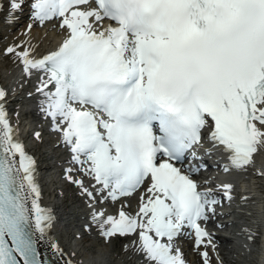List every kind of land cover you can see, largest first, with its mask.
<instances>
[{
	"label": "snow or ice",
	"instance_id": "1",
	"mask_svg": "<svg viewBox=\"0 0 264 264\" xmlns=\"http://www.w3.org/2000/svg\"><path fill=\"white\" fill-rule=\"evenodd\" d=\"M26 2L8 0V23ZM30 9L26 35L58 20L64 38L46 53L23 41L0 54L21 68V88L36 81L27 95L69 154L64 179L88 210L84 231L128 240L141 264H188L176 240L191 230L200 264H211L206 225L223 216L233 185H218L222 198L201 190L199 149L206 139V155L224 153L225 173L264 150V0H32ZM14 91L0 87V264H42L45 241L67 254L51 239L58 218L42 205L39 162L7 111ZM122 200L116 215L102 207Z\"/></svg>",
	"mask_w": 264,
	"mask_h": 264
},
{
	"label": "bare ground",
	"instance_id": "2",
	"mask_svg": "<svg viewBox=\"0 0 264 264\" xmlns=\"http://www.w3.org/2000/svg\"><path fill=\"white\" fill-rule=\"evenodd\" d=\"M31 2L32 0H27L24 5L23 11L15 13L12 22L8 23V12L10 11L8 0H0V4L3 5V11H0V53H2L3 48L8 46L9 44L20 43L23 41H31V43L33 44L34 40H36V29L34 26L39 24L38 22L34 24L29 34H25L27 26L32 23L30 19ZM85 7L86 6L83 5L81 6V8ZM58 23L59 22L50 21L46 22L43 26V29L49 30V33L47 37H44L42 39L40 37L38 38L39 45L37 46L39 47V51L41 53L55 50V48L64 38L63 30L58 27ZM103 27H107V23H104ZM53 34H56L54 40H52ZM40 35L42 37L44 36L42 31ZM40 39L41 41H39ZM2 55L3 54H0V87L8 89L7 77L10 72L17 70L18 66L16 63H12L9 67L5 66L1 59V57H3ZM2 68H4L5 71H3ZM20 72L21 68L19 67V70L12 74V81L20 80V76L22 74V72ZM32 81L33 86H30V88H28L30 92L35 91L34 82L36 83V81L35 79H33ZM11 89L15 90V87H12ZM24 93L25 88H22L20 92L19 90H15L10 95V102L7 105V111L9 112L8 114L11 122L13 124H17L18 122L20 138L25 142L27 150L38 160L39 169H44L49 166V169L47 170L48 172L52 173L51 175L53 181L47 188H43V184L40 182L41 179L39 178V183L43 191L42 205L55 209L58 221L51 231V239L59 244V246L64 250L67 256L62 257L57 254L55 250L50 246V243L48 241H45L44 243H41L39 245L40 253L42 255L48 254L49 256H51L55 264H64L65 259H67L68 256H71V254L73 253L75 254L73 259L75 260L76 264H105V260L107 259L106 257L96 256V254H93V256H84L82 255L81 249L77 247L73 248L72 246L73 243H76L75 246L82 245L81 243L74 242V237L72 236L73 231L71 229L76 228V226H79V224H82L81 226H84L86 224L87 221L82 216L80 210V208L82 209L86 206H82V203L80 204V202H78L77 200L69 198L70 195L72 196L73 194H77V190L75 187H73L72 185L68 188L64 186L63 189H60L58 187V181L64 177V173L61 168L68 167L67 160L69 159V154L67 153V151L62 147H57V143L59 140L58 135L53 132L56 136V141L51 144L50 148L48 146H42L41 144L34 147H28L27 140L24 138L22 133L24 132L23 130H27L30 125L27 122L25 123L23 118L16 119L17 117H15V115H11L12 117L10 116V113L15 112L14 109H11V111L8 110L11 104H15L17 102L20 103V101H22L26 97V95L23 96ZM36 98L37 100H39L38 97ZM37 100L29 99L28 104L34 106H36V104L39 105V102ZM35 101H37V103ZM28 108L31 107L29 106ZM43 123H45V125L50 124L51 127V122H49L48 119H45L40 124L43 125ZM220 158L226 160L225 154L221 151ZM53 162H56V166L51 165V163ZM46 163L47 165H45ZM261 173H264V150H258V152L253 155V163L251 165L246 166V168L244 169L231 170V177L223 180L224 183H230L233 186L235 185L232 191L234 192V199L236 201H239L240 206L232 205L230 206V208L233 211H238L237 214L232 215L238 221L236 223V227H234L231 231H228L229 238H227V240H222L218 237H215L214 240L216 239L218 242H220V245L225 243V241H233L234 247L236 249V254H234V256L239 257V259L243 261L244 264H253L252 261H254V257H257L256 264H264V176H262ZM237 182L238 184L236 186ZM207 186L208 188H210V186L213 187L212 184H207ZM59 193H63L65 199H60L62 195H60ZM139 195L140 193L137 192L132 197H130L134 204L132 207L127 209V211L133 214L138 211ZM255 197H257V199L259 197V199L257 201H252ZM122 203H124L123 200L119 204V209ZM221 209L227 210L228 206L217 207L216 210ZM85 213L88 214V210H86ZM87 219H89V217ZM76 220L80 221L81 223L75 226L74 223H76ZM206 228L209 232L213 231V229H216L215 226H210L209 224L206 225ZM95 232L96 230H92V233L94 235H98L95 234ZM260 233L262 234L261 238L259 235ZM249 235L252 236L251 240L249 239ZM258 238H260V243L262 246H260V248H255L252 245V240H257ZM125 241L126 244L129 243L128 240ZM176 242H178L177 246L182 250L186 260V256L189 252H191L190 254H193L194 259L192 258L187 260L188 264H194V262H192L191 260H195V262L200 261V256L193 248L194 236L191 230H186ZM86 243L89 244L88 247L93 246L92 241L87 240ZM221 247L222 245L218 247V249L220 250L217 249V251H215L224 255L234 253L232 249H229L231 251L230 253L228 249ZM210 248L212 247L209 246L206 250L208 251ZM102 253L107 254L106 252ZM114 261L115 262L113 264H141V257H139L132 251H125L124 247H122L121 249L119 248L118 254L115 256ZM230 261L235 262L234 260Z\"/></svg>",
	"mask_w": 264,
	"mask_h": 264
},
{
	"label": "rangeland",
	"instance_id": "3",
	"mask_svg": "<svg viewBox=\"0 0 264 264\" xmlns=\"http://www.w3.org/2000/svg\"><path fill=\"white\" fill-rule=\"evenodd\" d=\"M37 25L34 26L35 29H36L35 30V33H36V37L37 38H36V40H34L33 45H39L38 38L40 37L42 39L44 37H47V35L49 33V30L43 29V26L45 24L43 26H41L40 24H37ZM41 31H42V33L44 35L43 37L40 35L41 34ZM55 36H56V34H53L52 40L55 39ZM41 39L39 41H41ZM2 56L3 57H1V59H2V62H3V64L5 66L9 67L12 63H14L11 57L5 56V55H2ZM2 70L5 71L4 68H2ZM27 105H29V104H27ZM51 137L54 138L55 135H53V136H50L49 135L48 138H51ZM31 140H32V142H35L36 141L34 137ZM64 182H66L65 179H64ZM65 186H66V188H68L71 185L70 184H67ZM72 197L73 198H76L77 197V194H73L72 196L70 195V198H72ZM77 201L80 202V204L82 203V206H85L84 201H82V200L81 201L80 200H77ZM106 205H107V207H115V205L109 204V203L106 204ZM82 209L84 210V208H82ZM79 223H81V222L76 220V223H74V225L76 226ZM71 230L73 232H75L76 234L78 233L81 236V238H79V239H77V238H73V239H74L75 242L82 244V245H80V249L82 251V255H84V256L85 255L86 256H93V254H96V256L106 257L107 259L105 260V262H106L105 264H113L115 262L114 261V258L118 254L119 248L121 249L125 245V243H126L125 240H122V239H120V240L119 239H114L111 243H109V246H108V243L106 244L103 239L99 238L100 240L99 239L98 240H95V241L92 240L93 246L88 247L89 244L86 243V241L88 239H92V237L94 236L93 233L92 232H91V234L86 233L84 230H82V227H80V226H76V228H72ZM184 241H186V240H184ZM176 243H178V242H176ZM213 243L216 244L215 250L217 251L218 247L221 246L220 245V242H218L215 239L213 241ZM221 248H223V247H221ZM106 250H109V254L102 253V252H105ZM215 250L213 248H210L208 250L209 251V254H210V257H211V264H244L243 261H241L239 259V257L234 256V253L235 252L233 254H226V255H224V254H221L219 252L217 253ZM218 250H220V249H218ZM100 253H102V254H100ZM190 253L191 252H189L188 255L186 256L187 260L192 259V258L194 259L193 254H190ZM231 258L232 259L237 258L238 260H237V262H232V261H230ZM191 261L194 262V264L200 263V261L199 262H195V260H191ZM256 261H257V257H254V261H252V263L253 264H256L257 263Z\"/></svg>",
	"mask_w": 264,
	"mask_h": 264
}]
</instances>
